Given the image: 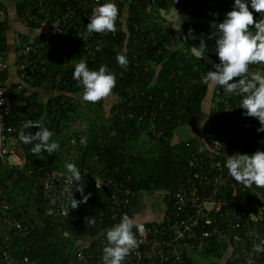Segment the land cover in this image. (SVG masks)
<instances>
[{"label": "trees", "instance_id": "1", "mask_svg": "<svg viewBox=\"0 0 264 264\" xmlns=\"http://www.w3.org/2000/svg\"><path fill=\"white\" fill-rule=\"evenodd\" d=\"M42 1L54 5L59 2ZM79 1L66 0L76 10V25L81 16ZM215 1L208 5L204 0H111L119 9L116 31L89 34V20L81 30L72 24L67 33L77 44L75 54L67 52V57L60 58L50 38L37 53L31 43L32 49L22 55L35 59L37 69L31 70L28 65L22 78L25 83L56 93L48 103L37 98L35 92L18 97L27 102V119L42 122L53 133L51 140L59 143V150L51 155L45 150L37 157L30 151L36 142L23 143L26 161L21 167L0 163V185L12 204L10 211L28 224V231L23 232L8 229L0 220V251L9 249L17 256L25 255L30 264H71L84 234L94 236L113 226L112 182L121 180L133 190L128 209L122 212L129 216L139 192H157L186 180L190 159L200 154L207 133L222 131L228 113L217 96L220 87L213 86L211 114L202 121L201 133L177 136L179 129L193 125L201 116L210 87L207 72L219 63L214 42L216 24L232 10L234 0ZM173 9L192 16L180 22V36L176 38L174 22L168 17ZM18 10L20 16L25 15L20 4ZM88 11L91 17L93 8ZM30 24L38 23L32 20ZM6 28L5 20L0 21V45L5 50ZM200 41L206 42L205 48ZM95 45L100 46L99 51ZM117 53L126 55V68L117 63ZM81 58L90 70L106 65L115 73L116 85L108 107L106 97L95 103L83 100V88L73 79L75 64L69 63H78ZM3 59L7 62L5 55ZM252 68L264 70V64L250 65L249 70ZM18 72L23 73L20 68ZM8 74L7 66L1 72L6 82ZM239 99L240 95L230 94L233 107ZM237 113L241 111L236 110L234 117ZM234 127L239 130L234 141L243 142L244 154L261 151V132L256 131L259 120L254 127L247 116ZM27 131L36 132L38 128L32 126ZM69 163L81 173L77 189L91 195L86 203L66 214L46 215L40 178L53 169L66 171ZM96 178L101 180L99 185ZM76 200H81L79 191ZM86 217H93L95 223L89 224Z\"/></svg>", "mask_w": 264, "mask_h": 264}, {"label": "built area", "instance_id": "2", "mask_svg": "<svg viewBox=\"0 0 264 264\" xmlns=\"http://www.w3.org/2000/svg\"><path fill=\"white\" fill-rule=\"evenodd\" d=\"M99 1H79L81 16L77 25L74 22L76 10L66 4V0L59 1V4L65 3L63 8L61 5L56 8L48 5L37 9L36 13H29L26 7L24 11L26 20L35 19L46 29V37L53 40L58 56L64 58L67 52L74 53L76 44L68 36V29L75 24L73 28L81 30L90 17L88 9ZM214 2L204 0L208 5ZM5 12L0 3V21ZM252 13L254 19L261 18V14L253 9ZM73 35L74 32L71 33ZM19 48L15 60L17 68L24 71L31 65V70H34L36 60L22 55L32 49V44L25 43ZM5 54L0 45V91H3L0 95V163L21 167L26 155L19 132L29 121L24 111L27 102L18 97L22 93L17 86L5 85L1 77L2 70L8 66L3 59ZM21 75L25 76L24 73ZM217 96L228 112L222 131L206 134V142L200 145V154L190 159L191 170L185 181L159 190L165 204L164 212L160 219L137 222L143 226L144 232L140 234L135 227L132 229L138 246L131 250L122 264H219L222 259L227 264H264V251L253 250V245L264 246V188L237 183L225 166L227 156L244 154L241 150L243 142L234 141L239 137V130L234 125L247 116L239 107L241 99L233 107L230 94L222 88L217 91ZM236 110L241 113L234 117ZM249 120L254 127L258 126L257 118L249 117ZM23 130L25 134L29 133L27 129ZM260 140L261 151H264V131H261ZM40 180L44 213L58 216L70 212L71 196L76 199L78 187L68 170L46 171ZM100 183L101 180L96 178V184ZM112 185L114 226L120 222L122 212L128 209L130 195L134 192L121 180L112 182ZM11 209L12 204L0 185V220L8 229L27 232L28 224L22 217L11 213ZM106 243L104 232L95 236L88 246L75 251L73 264H103ZM203 257L208 260L202 261ZM27 261V256H17L9 249L0 251L2 264H27Z\"/></svg>", "mask_w": 264, "mask_h": 264}, {"label": "clouds", "instance_id": "3", "mask_svg": "<svg viewBox=\"0 0 264 264\" xmlns=\"http://www.w3.org/2000/svg\"><path fill=\"white\" fill-rule=\"evenodd\" d=\"M250 3L251 8L261 14L259 20L254 19L245 0H234L232 10L226 13L222 22L216 24L217 34L214 42L219 63L213 65L214 70L207 72V79L212 86H219L226 93L240 95L242 99L239 107L245 110V116L259 120L260 127L256 131L261 132L264 131V70L250 71L249 66L264 64V0H250ZM118 16L119 9L111 0L97 4L88 18L87 32H115ZM200 46L205 48L206 42L200 41ZM99 50L98 45L97 51ZM116 61L121 67H127L126 55L117 53ZM73 79L83 88V100L92 103L109 96L116 85L115 73L109 71L106 65H101L98 70H90L83 58L75 64ZM2 93L3 91H0V95ZM32 126L38 128V131L25 134L23 129ZM52 136L53 133L40 121H27L19 132V140L22 143L36 142L30 151L37 157L45 150L49 155L59 150V143L52 141ZM225 159L228 173L237 183L245 187L255 185L264 188V151L257 150L250 155L236 153ZM66 167L74 180H81V173L75 164L69 163ZM77 191L81 192V200L71 196L72 209L86 203L91 195L84 194L83 188ZM85 219L89 224L95 223L93 217ZM134 227L143 234V226L124 214L118 224L105 230L107 243L103 248V264H122L131 250L138 246L132 231ZM253 250L264 251V246L253 245Z\"/></svg>", "mask_w": 264, "mask_h": 264}, {"label": "crops", "instance_id": "4", "mask_svg": "<svg viewBox=\"0 0 264 264\" xmlns=\"http://www.w3.org/2000/svg\"><path fill=\"white\" fill-rule=\"evenodd\" d=\"M0 3L4 6L5 11H6L4 18L1 21L5 20V22L7 24V28H6L7 48H6V50L5 49L4 50L6 51L5 56H6V60H7V64H8V73L9 74L7 77V82L5 80L4 81H5L6 85H8V86H9V83L14 84L13 86H17L21 90L22 95H26V94H30L32 92H35L36 95L38 96L37 98H40L43 102L48 103L49 97L52 96L53 94H55L56 91L41 88V87L36 86V85H30L28 82L25 83V81L22 78L25 76H22L21 72L20 73L18 72V68H17L15 60L17 58V53L19 52V49H20L19 46L20 45L25 44V43H28V44L32 43L34 46H36L35 52L37 53L38 48H40V46H45L46 42H48L47 40L49 39L48 37H46V34H45L46 29L44 27L39 26V24H34V25L30 24V21H32V20L36 21L35 19L26 20L25 16L27 14L25 13L24 8L26 7L25 10H28L29 13H36L37 9H39L43 6L51 5L52 7L56 8V6L61 5L63 8L65 3L59 4V2H58L56 5H54V4H48L47 2H43L42 0H38V2L36 4L31 3L29 0H0ZM245 3L248 5L249 10H250L251 9L250 0H245ZM18 4L21 5L22 11L25 14L24 16H20V13L18 10ZM66 4H68V3H66ZM95 7H93V9ZM168 16H169V18L171 16V17L176 18V19L180 17L181 18V20L179 19L180 22H182L183 20L192 19V16H188L185 12H183L181 10H175V9L171 10L169 12ZM173 29L175 31V38L179 37L180 33H177V31L180 30V23H179V28L176 27L175 24H173ZM69 63L76 64L77 61L76 60H69ZM254 69H256V68H252L250 71H253ZM23 73H24V71H23ZM212 90H213V86L210 84L208 94L205 98V99H209L207 112L205 113L206 116L208 114L209 107L212 103V100H211V96H212L211 91ZM40 99H38V100H40ZM206 116L203 117V120L206 118ZM148 192H151V191H148ZM157 192H159V191H157ZM160 195H161V193H160ZM143 199H144V195H142V200ZM138 201H139V199H138ZM136 205H137V203H136ZM138 212L139 211L132 210L129 217L132 218L135 222L144 221L143 219L139 218L141 216H139L140 214L139 215L137 214ZM162 214H161V216H162ZM120 216L122 217V215H120ZM160 218H158V219H160ZM103 232L105 233V231H101V232H98L94 236H89V235H87V233L84 234L82 237L83 239L79 242L77 249L88 246L95 236H97ZM74 255H75V252H74ZM74 255H73L71 264H73ZM27 264H30L29 259L27 261ZM220 264H224V261H220Z\"/></svg>", "mask_w": 264, "mask_h": 264}, {"label": "rangeland", "instance_id": "5", "mask_svg": "<svg viewBox=\"0 0 264 264\" xmlns=\"http://www.w3.org/2000/svg\"><path fill=\"white\" fill-rule=\"evenodd\" d=\"M169 17V16H168ZM172 22H174L175 26L179 28V23L181 19L179 18H173L171 17ZM169 18V19H170ZM181 30H178L177 33H180ZM105 100L107 101L106 107H108L110 105V103L112 102V98L111 95H109L108 97H106ZM209 99H205L204 104H203V112L201 114V116L199 117L198 120L195 121V123H193V125L191 126H187V127H182L181 129H179V131L177 132V136L178 138H185L186 136H189L191 134L195 135V134H200L201 133V124L203 121V117L206 116V112H207V107L209 104ZM142 195H144V199L142 200ZM138 199L139 201L137 202V205L134 207V211H139L137 214L141 217H139L140 219L143 220H154V219H158L161 217V214L164 212L165 209V204L164 201L160 195V192H156V191H152V192H148V191H142L139 192L138 194ZM203 260H208L207 257H203L201 259ZM223 261V259H222Z\"/></svg>", "mask_w": 264, "mask_h": 264}]
</instances>
